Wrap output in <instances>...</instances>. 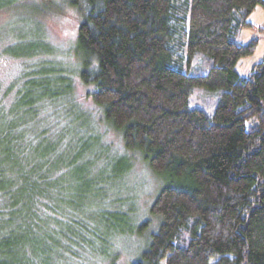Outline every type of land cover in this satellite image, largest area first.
Wrapping results in <instances>:
<instances>
[{
    "label": "trees",
    "instance_id": "1",
    "mask_svg": "<svg viewBox=\"0 0 264 264\" xmlns=\"http://www.w3.org/2000/svg\"><path fill=\"white\" fill-rule=\"evenodd\" d=\"M55 5L35 16L70 11L80 70L58 61L0 84V264H118L114 245L130 237L143 245L129 264H264V58L237 72L258 46L242 31L264 32L249 22L264 0ZM44 47L15 59L56 55ZM73 76L158 181L152 224L131 218L132 161L78 111Z\"/></svg>",
    "mask_w": 264,
    "mask_h": 264
},
{
    "label": "rangeland",
    "instance_id": "2",
    "mask_svg": "<svg viewBox=\"0 0 264 264\" xmlns=\"http://www.w3.org/2000/svg\"><path fill=\"white\" fill-rule=\"evenodd\" d=\"M13 5L7 11H0V84L2 88L15 86L17 81L24 80V74L27 68L38 71L49 68L54 63L61 62L65 70L72 73L80 70V64L75 66V35L72 28L67 23V15L70 11L61 5V0H11ZM49 2V3H48ZM47 3L48 5L44 6ZM55 4L61 5L62 13L54 15L46 13L39 18L37 10L42 11L48 8L49 12H55ZM70 18V17H69ZM249 22L264 31V10L257 7L249 17ZM257 39L258 46L251 57L240 60L237 66V72L241 78H248L255 70V66L263 61L264 58V32L256 30H243L241 42L247 44L249 41ZM47 43L56 51L50 57H39L35 60L17 58L23 57L27 51L43 50ZM45 48V47H44ZM37 53V52H36ZM48 62L49 65L43 63ZM202 63V62H200ZM59 64V63H58ZM60 65V64H59ZM204 67V64H201ZM198 67V64H197ZM53 81V80H52ZM73 92L71 99L77 106L79 112H86L94 121V127L97 134L101 137V144L108 146L114 155L126 156L132 161L131 170L123 178V195L127 200H134L137 205V211L131 215L135 221H149L152 224L154 220L148 213V206L154 197V192L158 190L159 183L154 175L143 165L138 155L126 153L117 133L112 129L103 127L105 125L100 120V111L95 107L86 93L90 88L85 87L83 83L75 76L72 77ZM9 85V86H8ZM8 86V87H7ZM200 97V96H199ZM198 97V98H199ZM202 101H209V97L197 100L192 106L202 107ZM66 104V102H65ZM71 110V109H70ZM78 124V123H77ZM124 193V192H123ZM143 240L137 237H130L118 241L115 246V252L119 254L118 264H129L138 259Z\"/></svg>",
    "mask_w": 264,
    "mask_h": 264
}]
</instances>
